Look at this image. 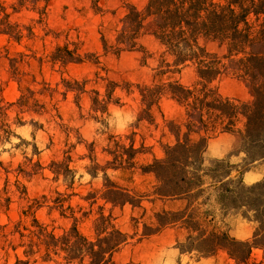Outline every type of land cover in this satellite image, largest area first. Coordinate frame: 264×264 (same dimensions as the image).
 I'll use <instances>...</instances> for the list:
<instances>
[{
    "label": "trees",
    "instance_id": "obj_1",
    "mask_svg": "<svg viewBox=\"0 0 264 264\" xmlns=\"http://www.w3.org/2000/svg\"><path fill=\"white\" fill-rule=\"evenodd\" d=\"M121 2L125 13L115 38L116 51L142 49L139 39L145 21L150 19L154 25L152 36L162 50L160 61L153 69L149 84H119L98 77L105 83V93L101 96L93 91L91 110L104 114L110 104H119L120 98L113 97L119 89L138 103L137 120L152 123V110L158 109L162 100L169 99L176 106V112L173 118L164 119V127L173 137V143L163 147L161 159L153 158L145 165H138L136 161L145 152L143 146L135 147L133 138L126 145L121 143V137H111L112 147L106 152L112 158L103 167L89 157L95 176L97 170L103 172L102 188L83 198L90 207L98 200L103 202L97 205L90 237L79 230L80 220L74 215L69 228L55 233L54 228L35 217V210L42 205L32 200L22 211L23 219L12 227L0 224V240L13 251L18 247L24 249L26 260L16 257L14 264H30L32 257L56 264H115L114 255L126 244L128 236L104 208L107 205L140 208L145 200H176L184 203L183 207L155 212L152 222L144 225L142 237L178 226L187 233L178 244L181 254L193 252L201 258L225 251L236 264H246L254 248L264 252V242H255L264 233V180L250 187H245L241 180V175L255 162L264 161V0H147L142 10L130 0ZM11 8L13 12L8 13L0 1V35L19 42L23 27L11 23V14L17 12ZM209 44L215 50L208 49ZM64 51L66 56L72 54ZM60 60L64 62L66 57ZM185 68H191L195 75L189 85L174 78ZM223 75L244 81L252 93V102L220 94L216 81ZM86 83L83 86L74 81L76 88L72 87V91L77 92V99L86 92ZM36 95L29 88H20L16 102L2 104L0 101V144L13 136L7 121L9 108L15 105L21 112L35 110L36 113L44 109ZM222 133H238L241 138L246 161L236 178L231 176L235 167L228 161L205 156L208 141ZM77 140V144L82 143L80 137ZM89 153L92 155L93 151L89 149ZM51 165L62 164L52 162ZM107 169L122 172L139 169L142 174L152 175L155 184L151 192L140 193L110 181ZM65 170L70 171L68 167ZM16 184L17 191L25 196L24 186ZM1 200L0 197V208L7 209L9 199L5 203ZM240 209L253 213V220L260 225L251 241L231 238L223 224L230 211ZM15 236L17 245L12 240Z\"/></svg>",
    "mask_w": 264,
    "mask_h": 264
},
{
    "label": "rangeland",
    "instance_id": "obj_2",
    "mask_svg": "<svg viewBox=\"0 0 264 264\" xmlns=\"http://www.w3.org/2000/svg\"><path fill=\"white\" fill-rule=\"evenodd\" d=\"M0 1L8 13L13 12L11 7L17 10L11 14L10 21L23 27L19 42L0 35V101L14 103L20 88H29L37 92L35 97L44 106L40 113L21 112L15 105L8 110L7 121L13 136L0 144V197L2 203L8 198L9 206L0 208V224L12 227L23 219L22 211L31 201L37 200L42 206L35 210V217L54 228L55 233L69 228L74 215L80 220L79 230L90 237L97 205L103 202L98 200L90 207L83 198L102 188L103 172L97 170L95 176L89 157L103 167L112 158L106 152L112 147L111 137H121V143L126 145L133 138L135 147L143 146L145 152L136 161L138 165H145L153 158L161 159L163 147L173 143V137L164 127V119L173 118L176 112V106L169 99L162 100L160 107L152 110V123L137 120L138 103L119 89L113 95L114 99L120 98L119 104H110L104 114L91 110L93 91L101 96L105 93V83L98 77L119 84L152 81L153 69L162 52L152 36L153 22L149 19L144 23L139 39L142 49L117 52L115 38L125 13L121 0H38L36 4L35 0ZM146 1L130 0L138 10L144 8ZM207 47L215 50L213 45ZM65 49L72 53L70 57L66 56ZM63 56L64 62L60 60ZM174 78L189 85L195 75L191 68H185ZM74 81L82 85L87 81L86 92L78 99L77 92L72 91L76 88ZM216 86L223 96L246 103L253 100L246 83L230 75L221 76ZM68 131H71L69 137ZM78 137L81 144H77ZM241 152L244 160L233 165L232 172L238 173L245 164L242 147ZM52 162L62 165L52 166ZM257 162L264 164V161ZM106 175L110 181L140 193L151 192L155 184L152 175L142 174L139 169L130 172L107 169ZM17 182L24 186L25 196L17 191ZM183 205L151 199L143 201L140 208L107 205L105 212L112 214L117 227L128 236L126 244L114 255L115 264H236L224 251L201 258L193 252L181 254L178 244L187 233L177 227L142 237L144 225L152 222L155 212L162 208L179 209ZM242 215L253 220V213L245 209ZM253 222L256 231L260 225ZM12 240L14 245L19 243L17 236ZM261 241L264 242V233L255 242ZM23 250L18 247L13 251L0 240V264H14L16 257L26 260ZM30 264L56 263L32 257ZM246 264L257 263L248 260Z\"/></svg>",
    "mask_w": 264,
    "mask_h": 264
},
{
    "label": "crops",
    "instance_id": "obj_3",
    "mask_svg": "<svg viewBox=\"0 0 264 264\" xmlns=\"http://www.w3.org/2000/svg\"><path fill=\"white\" fill-rule=\"evenodd\" d=\"M205 156L206 158H212V159H225L231 165L241 164L244 160V154L241 152V138L239 134L222 133L211 138L208 141L207 148L205 151ZM231 176L233 178H236L238 176V173L232 172ZM241 180L245 186H251L259 181L264 180V164L260 162L254 163L250 170L244 172L241 175ZM166 202L172 204L173 203L183 204L182 202L176 200L166 201ZM177 209L178 208L169 209V210H177ZM223 224L231 238L237 241H251L253 239V235L255 232V223L253 222L252 219L246 218L242 215V209L234 210L231 211L229 214H227L224 218ZM170 227L179 228L178 226H170ZM179 229L184 230L182 228ZM249 260H253L257 264H264L263 250L254 249L253 252L251 253Z\"/></svg>",
    "mask_w": 264,
    "mask_h": 264
}]
</instances>
